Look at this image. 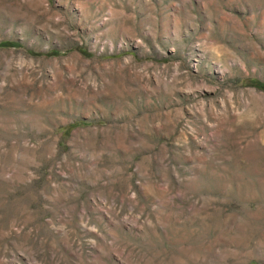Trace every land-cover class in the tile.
I'll use <instances>...</instances> for the list:
<instances>
[{"label":"rangeland","instance_id":"obj_1","mask_svg":"<svg viewBox=\"0 0 264 264\" xmlns=\"http://www.w3.org/2000/svg\"><path fill=\"white\" fill-rule=\"evenodd\" d=\"M0 264H264V0H0Z\"/></svg>","mask_w":264,"mask_h":264},{"label":"trees","instance_id":"obj_2","mask_svg":"<svg viewBox=\"0 0 264 264\" xmlns=\"http://www.w3.org/2000/svg\"><path fill=\"white\" fill-rule=\"evenodd\" d=\"M258 85H259V83L258 82H256Z\"/></svg>","mask_w":264,"mask_h":264}]
</instances>
